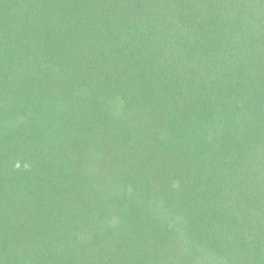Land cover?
<instances>
[{"label":"trees","instance_id":"16d2710c","mask_svg":"<svg viewBox=\"0 0 264 264\" xmlns=\"http://www.w3.org/2000/svg\"><path fill=\"white\" fill-rule=\"evenodd\" d=\"M0 264H264V0H0Z\"/></svg>","mask_w":264,"mask_h":264}]
</instances>
